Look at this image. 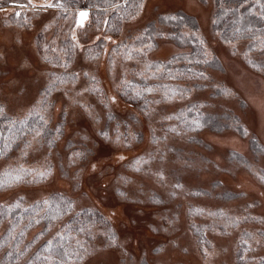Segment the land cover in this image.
<instances>
[{
  "label": "rangeland",
  "instance_id": "obj_1",
  "mask_svg": "<svg viewBox=\"0 0 264 264\" xmlns=\"http://www.w3.org/2000/svg\"><path fill=\"white\" fill-rule=\"evenodd\" d=\"M15 1L19 5L3 0L5 7L0 8V105L4 115L23 117L35 110L47 123L36 128L43 127V139L37 143L35 132L26 135L31 147L25 149L24 142L0 159V170L17 161L38 169L51 163L53 173L42 183L1 191L0 203L24 206L59 192L73 199L75 210L93 208L105 215L106 226L95 224L76 237L88 251L78 249L75 240L73 254L79 250L83 259L67 264H264V72L249 63L264 53L247 51L246 40L220 39L213 29L214 0H146L116 38L107 40L103 56L95 61L86 56V47L111 35L91 24L88 16L82 26L76 23L88 6L71 8L63 0L64 7H46L49 0ZM177 11L196 17L206 48L221 67L208 66L205 78L180 81L191 86L188 93L142 110L141 102L128 103L121 90L133 75L130 68L144 63L109 53L110 48L113 41L134 38L149 22ZM54 37L73 41L70 70L79 75L75 84L68 80L46 94L50 82L57 80L52 73L65 71L42 58L49 55L44 44ZM180 50L174 40L161 37L148 58L165 60ZM85 72L95 76L97 91L81 92L92 84ZM225 87L231 95L222 93ZM193 101L234 120L226 118L230 124L223 128L185 129L172 113ZM82 103L91 106L95 119ZM241 124L246 134L236 129ZM101 130L110 139L101 137ZM118 133L120 142L115 140ZM85 150H90L87 159L69 163L73 152ZM141 157L146 162L136 165ZM159 171L163 177L156 175ZM109 230L115 233V244L106 236Z\"/></svg>",
  "mask_w": 264,
  "mask_h": 264
},
{
  "label": "trees",
  "instance_id": "obj_2",
  "mask_svg": "<svg viewBox=\"0 0 264 264\" xmlns=\"http://www.w3.org/2000/svg\"><path fill=\"white\" fill-rule=\"evenodd\" d=\"M145 1L143 0V5ZM139 2L140 0H86L85 2L63 0V3L68 4L71 8L77 7L78 4L88 6L89 8L86 9L89 10L88 18L91 24H97L98 28H103L112 38H116L121 32L125 21L132 19L141 11L142 8L137 9L136 7ZM214 3L213 29L218 33L220 39L226 43L246 40L247 51L259 54L264 53V47L261 46V41H264V0H214ZM170 15H176L184 19L182 21L179 19L167 21L162 19V17ZM160 25L170 26L171 28L164 29L159 27ZM160 33H163V35ZM138 36L140 39H136ZM161 37L174 40L183 50L173 53L165 60H149V53L158 46V40ZM54 39V42L48 43L49 55L46 54L42 58L47 63L63 66L65 71L53 72L52 76L71 81V74L76 73L70 70V65L74 59L73 41L69 37L60 38L59 40H56L58 37H54ZM130 39L114 43L109 53L114 52L113 49H116L114 53H119L125 59L124 50L120 48L121 44L132 46L133 49L143 48V52L133 51L132 59L140 60V62L144 63V67L134 66L130 68L129 71L134 76L127 78L125 80L127 83L123 82L124 86H122L121 90L128 103L138 105V102H141L140 108L142 110H147L156 101H159V103L166 102L178 95L181 96L188 93L191 90V86H188L187 82L180 81L188 78H205L208 66L221 67L217 57L210 55L206 48L199 33V24L196 17L184 11L161 15L157 21L149 22L140 34ZM105 43L108 44L107 39L102 38L87 46L85 49L86 56L94 61L102 57ZM148 45H151V47H148ZM204 50L209 53L208 63L203 62L204 56L202 53ZM249 63L264 72V58L258 59L254 57ZM198 73H204V75L201 76ZM60 84L58 79L54 81V84L48 86L47 94H50L53 89H57ZM165 85L168 90L175 91V95L171 99L164 98ZM197 86L201 87L202 84L198 83ZM145 87H152L153 91L151 93L146 92L141 97L134 95L133 89H143ZM203 105L200 101H193L172 113V118L181 126L184 124V128L188 130L195 129L200 131L206 128L213 129L216 126L218 128L229 126L230 123L226 121V118L232 121V115L202 109ZM29 113L23 117L0 116V149H3L6 138L15 136L14 141L8 139L12 147L5 150L6 154L0 156V159L11 156L15 149H19L24 142H28V140H25L26 135L33 132L32 129H36L43 124L40 117L43 116L45 119L44 114L36 113L35 110L31 111V115ZM21 120H25L26 123L21 124ZM13 121H15L14 126L12 125ZM193 121H199L201 126L196 127ZM189 125H191V128ZM242 126V124L236 125V129L242 132ZM242 133L246 134V131L243 130ZM252 143L253 145H258L256 139H253ZM20 165L30 167L15 161L2 168L0 173H3L9 166L18 167ZM45 180L33 179L32 175H29L21 182L5 183L0 186V192L23 184L42 183ZM47 198H51L56 202H62L61 198L73 201L72 198L59 192H53ZM36 201L39 200H35L28 205H20L18 208L14 207L11 212L8 211L7 206L15 203H0V264H58V257L51 261L44 259L49 255L48 251H46L49 240L53 241L55 249L62 250L61 246H63L73 250L74 253L76 248L74 242L77 236L87 232L95 224L100 226H106L107 224L105 215L99 210L93 208L75 210L74 206L73 210L67 214H58L55 219H52L50 215L48 218L40 219L39 223H37L36 219L38 217L34 218V213L31 211V206H34ZM13 224L17 225L14 229L12 228ZM2 226L3 230H1ZM37 226L41 229L30 234ZM54 227L56 228L51 233ZM81 227L86 230L79 232L78 229ZM9 229H12V236H9Z\"/></svg>",
  "mask_w": 264,
  "mask_h": 264
},
{
  "label": "snow or ice",
  "instance_id": "obj_3",
  "mask_svg": "<svg viewBox=\"0 0 264 264\" xmlns=\"http://www.w3.org/2000/svg\"><path fill=\"white\" fill-rule=\"evenodd\" d=\"M43 7L45 6H41L40 10H43ZM46 7H64V5L62 3L59 2V0H56V3H52L51 0H49V3L46 5ZM113 7H115V5H113ZM137 9H141L143 8V0H140V2L136 5ZM35 8V6H34ZM138 14V13H137ZM88 16V12L86 10H81L79 12V19L76 21V23L78 25H83L84 20L87 18ZM162 19L164 20H183V17H177L176 15H170V16H164L162 17ZM105 23H107V21H105ZM161 35H163V33H160ZM72 39L74 41H76V35L73 32L72 35ZM105 39L107 40H111L112 37L111 36H106ZM136 39H140V37H136ZM113 43H115V41H113ZM201 43H203V41H201ZM78 44V41H77ZM261 46L264 47V41H261ZM48 45L45 44L44 48L47 49ZM148 47H151V45H148ZM120 48L124 50L123 55L125 59H132V55H133V51L136 52H143V48L141 49H133L132 46H128V45H124L121 44ZM113 51L115 52L116 49H113ZM203 56H204V63H208L209 61V53L207 52V50L203 51ZM45 59H47V57H45ZM146 67H148V65H146ZM143 74V73H141ZM78 73H72L71 74V83L75 84L76 79L78 77ZM85 76H88L89 74L87 72L84 73ZM198 75L203 76L204 73H198ZM57 79L59 80V82L61 84H65L68 83L69 81L65 80L64 78L61 77H57ZM92 84L89 85L88 87H85L83 89H81V92H93V91H97L98 88L93 86L95 85V81L96 78L95 76H91L90 77ZM125 83H127V81H125ZM54 84V82H50V86ZM166 91L164 94V98L165 99H171L173 95H175V91L174 90H168L167 86H164ZM216 87H220L219 85H217ZM153 91L152 87H145L143 89H133L134 95L136 97H141L144 93H151ZM221 91L224 95H231V89L228 88H221ZM46 94H47V90H46ZM77 95H80V93H78ZM112 100H115V97H111ZM76 103H80V101H74ZM156 103H159V101H156ZM81 106L88 112L89 116H92L93 119H95L96 117L94 116L93 112L90 111L91 106L88 105L87 103H82ZM105 107H107V104H105ZM4 106L0 105V116L4 115ZM146 114H150V113H146ZM29 115H31V112L29 113ZM111 118V117H109ZM41 121H43V123H47L46 120H44V117L41 116L40 117ZM21 124H25L26 121L25 120H21L20 121ZM15 121L12 122V125L14 126ZM193 124L196 127H200V122L199 121H193ZM189 127L191 128V125H189ZM10 131H11V126H10ZM33 132H35V136L33 137V140H35L37 143H39V140L37 138L43 139V132L44 129L41 126L39 129H32ZM56 131L59 133L60 132V128L58 127L56 129ZM99 135L101 137H103L105 140L110 139L108 133L106 131L101 130ZM8 139L11 140H15V136L11 137V138H6V142L4 144L3 149H0V156H4L5 150L10 149L12 147V144L8 142ZM84 139H87V136L84 137ZM122 139L121 134H117L115 140L116 142H120ZM125 140L127 138H124ZM155 139V138H154ZM47 143L49 144V146H51L53 144V140L49 139L47 141ZM31 147V142H26L25 143V149L30 148ZM90 150H85V151H75L72 153V155L69 157V163H74L75 160L77 159H87L88 158V152ZM21 155L22 156H26L27 152L24 151L23 149L21 150ZM152 157L149 156V159H151ZM120 159H124L123 156L120 157ZM161 160L164 159L163 155H161L160 157ZM146 161L144 160L143 157L138 158L136 161V165H141L143 163H145ZM92 168L95 169L96 168V164L93 163L92 164ZM53 173V167L51 165V163H47L46 166H44L41 169H37V168H32V167H25L23 165H20L18 167H11L9 166L3 173H0V186H3L5 183H17V182H21L25 179V177L32 175L33 179H47L49 176H51ZM34 174V175H33ZM157 176L163 177V172L159 171L156 173ZM262 179H264V177H261ZM123 179V178H122ZM175 188H181L182 185L181 184H176L174 185ZM122 196L125 195L124 193H120ZM171 195H176L175 192H172ZM62 202H56L53 201L51 198H44L42 200L36 201L34 206H31V211L32 213H34V218L38 217V219H36V222L39 223L40 219H45L48 218L51 215L52 219H55L56 216L58 214H67L68 212H71L73 210V206H74V202L70 201V200H64L63 198H61ZM18 208L20 207V204L17 202L13 205H8V211L11 212L13 208ZM169 223H171V221H169ZM17 225L13 224L12 228L14 229ZM30 226V224H29ZM86 229L81 227L78 229L79 232H84ZM22 234V233H21ZM59 235V233H58ZM9 236H12V229H9ZM106 236L109 240V242L111 244H115L116 243V236L115 233L112 232L111 230H109L106 233ZM14 239V237H13ZM76 244L78 245V249H83L85 252L88 251V249H84V245L83 243L77 239L76 240ZM62 250H58L55 249L53 247V241L49 240L46 246V251H48L49 255L46 256L44 259L46 261H51L54 258L58 257V264H67L68 261H71L73 259H83V256L80 255L79 250L76 251L75 255L73 254V250L67 248V247H63L61 246ZM207 251V250H205ZM9 255H11V253H9Z\"/></svg>",
  "mask_w": 264,
  "mask_h": 264
},
{
  "label": "flooded vegetation",
  "instance_id": "obj_4",
  "mask_svg": "<svg viewBox=\"0 0 264 264\" xmlns=\"http://www.w3.org/2000/svg\"><path fill=\"white\" fill-rule=\"evenodd\" d=\"M2 1H3V0L0 1V3H1V4H0V8L5 7V5L2 4ZM6 1H10V2H13V3H16L17 5H19V3H17V1H15V0H6Z\"/></svg>",
  "mask_w": 264,
  "mask_h": 264
},
{
  "label": "water",
  "instance_id": "obj_5",
  "mask_svg": "<svg viewBox=\"0 0 264 264\" xmlns=\"http://www.w3.org/2000/svg\"><path fill=\"white\" fill-rule=\"evenodd\" d=\"M86 11L88 12L89 10H88V9H86Z\"/></svg>",
  "mask_w": 264,
  "mask_h": 264
}]
</instances>
